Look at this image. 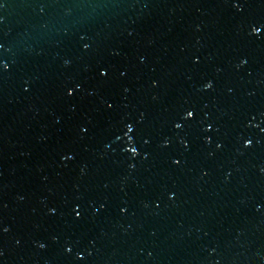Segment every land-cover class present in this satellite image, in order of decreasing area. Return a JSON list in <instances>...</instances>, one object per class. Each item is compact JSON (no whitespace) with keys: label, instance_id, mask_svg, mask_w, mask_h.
Masks as SVG:
<instances>
[{"label":"water","instance_id":"95a60500","mask_svg":"<svg viewBox=\"0 0 264 264\" xmlns=\"http://www.w3.org/2000/svg\"><path fill=\"white\" fill-rule=\"evenodd\" d=\"M242 2L0 0V264H264V0Z\"/></svg>","mask_w":264,"mask_h":264},{"label":"snow or ice","instance_id":"6c2138e0","mask_svg":"<svg viewBox=\"0 0 264 264\" xmlns=\"http://www.w3.org/2000/svg\"><path fill=\"white\" fill-rule=\"evenodd\" d=\"M231 3H232V6L235 7L238 11H241V10H243V8H244V3L242 2V0H231ZM250 29H251L250 32H251L252 35L254 34L255 36H257V38H260V34H261V32H262V29H264V21H259V22L252 23V24L250 25ZM84 47L87 48L88 45H87V44H84ZM0 48H3V44H0ZM65 63H67V61H65ZM245 63H247V61H246L245 59L240 61V64H242V65L245 64ZM9 67H10L9 64H8L7 62H5L4 59L0 58V72H2V71H4V70H7ZM106 74H107V70H106V69L101 68V69L99 70V75H100V76L103 77V76H105ZM153 83H155V81H154ZM203 87H204L205 89H209V88H211V87H212V81H207V82H205V83L203 84ZM79 88H80V85H79V84H76L75 89H79ZM75 89L72 88V87H69V88L67 89V94H68V95H72L73 92L75 91ZM107 107L111 108L112 105H111V104H107ZM184 116H185V118H191V117H193V116H194V110H185ZM125 127L127 128V131H126L124 134H125L126 136H128L129 133L132 132V131L134 130V127H133V125H131V124H126ZM174 127H175L176 129H180V128L182 127V123L177 122V123L174 124ZM207 127L210 129V128L212 127V125L209 124ZM129 139H131V136H129ZM205 139H206V140H210L211 137H210V136H205ZM164 143L167 144L168 141L165 140ZM185 144H187V141H185ZM243 144H244L245 146H250V145L252 144V141L249 140V139H245V140L243 141ZM220 146H221V145H219V144L217 145V147H220ZM128 151H130L133 155H135V154L137 153V149H136V148H129ZM64 158H65V159H71V158H73V157H72L70 154H65ZM179 162H180L179 160H174V161H173V163H177V164H178ZM171 195H174V194H171ZM78 207H79V205L75 206L74 209H73V212H74L76 218H79V217L81 216V212L76 210ZM100 207L103 208L104 205L101 204ZM257 207L259 208L260 205L258 204ZM49 211H50V212H55V209H54V208H50ZM120 211H121V212H124V211H126V209H124V208L122 207V208L120 209ZM2 230H3V231H6V229H2ZM53 239H55V237H53ZM39 247H40V248H44V247H46V245H45L44 243H40V244H39ZM65 251H69V252H70V251H71V248H70V247H66V248H65ZM0 255H2V253H0ZM77 256H80V253H77Z\"/></svg>","mask_w":264,"mask_h":264}]
</instances>
